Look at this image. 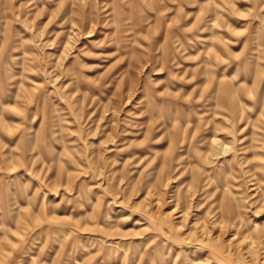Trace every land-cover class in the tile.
Instances as JSON below:
<instances>
[{
  "label": "rangeland",
  "instance_id": "1",
  "mask_svg": "<svg viewBox=\"0 0 264 264\" xmlns=\"http://www.w3.org/2000/svg\"><path fill=\"white\" fill-rule=\"evenodd\" d=\"M0 264H264V0H0Z\"/></svg>",
  "mask_w": 264,
  "mask_h": 264
},
{
  "label": "bare ground",
  "instance_id": "2",
  "mask_svg": "<svg viewBox=\"0 0 264 264\" xmlns=\"http://www.w3.org/2000/svg\"><path fill=\"white\" fill-rule=\"evenodd\" d=\"M214 141H216V140H214Z\"/></svg>",
  "mask_w": 264,
  "mask_h": 264
}]
</instances>
